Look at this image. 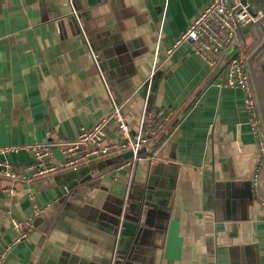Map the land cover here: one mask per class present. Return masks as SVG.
Wrapping results in <instances>:
<instances>
[{
  "label": "crops",
  "instance_id": "0c3cea01",
  "mask_svg": "<svg viewBox=\"0 0 264 264\" xmlns=\"http://www.w3.org/2000/svg\"><path fill=\"white\" fill-rule=\"evenodd\" d=\"M210 1L71 0L75 16L67 0H0V147L10 148L1 161L27 166L31 144H51L59 159L55 144L108 118L113 104L133 131L146 102L172 109L157 144L130 166L124 152L71 176L0 177V253L15 236L10 219L32 216L36 200L43 209L0 264L129 255L135 264H264V208L251 186L259 154L243 93L216 85L221 57L209 67L188 44L173 47ZM238 39L264 133V19ZM106 130L115 134L114 121Z\"/></svg>",
  "mask_w": 264,
  "mask_h": 264
},
{
  "label": "built area",
  "instance_id": "2783aa9c",
  "mask_svg": "<svg viewBox=\"0 0 264 264\" xmlns=\"http://www.w3.org/2000/svg\"><path fill=\"white\" fill-rule=\"evenodd\" d=\"M245 1L246 4H242L240 0H211L175 40L173 47L188 44L193 53L209 67H214L217 59L221 57L224 62V73L216 85L222 88H235L243 93L248 122L256 139L259 154L251 186L257 203L264 208V194L261 189V174L264 168V133L251 87L247 52L238 39L239 31L243 26L258 24L264 19V8L255 9L251 4L252 0ZM67 2L75 14L71 0ZM82 33L84 34L83 31ZM84 37H86L85 34ZM89 51L97 68L100 69L98 56L90 43ZM113 105V111L108 118L100 119L90 128H80L72 140L56 143L60 154L59 159L50 149L51 144H31L26 146V149L33 153L34 160L21 168L0 160V177L28 183L65 170L75 171L80 166L102 157L120 156L124 152H131L132 155L126 165H132L141 159L140 151L157 144L160 133L172 116V109L151 108L146 102L140 124L137 130L133 131L121 108L116 104ZM109 121L115 123L114 135H110L106 130ZM8 149L10 148L0 147V153ZM5 191L10 195L14 192L12 188H7ZM42 210L33 203L32 216L10 219L15 236L1 251L0 262L11 246L27 238L34 228L33 219L39 216Z\"/></svg>",
  "mask_w": 264,
  "mask_h": 264
},
{
  "label": "water",
  "instance_id": "95a60500",
  "mask_svg": "<svg viewBox=\"0 0 264 264\" xmlns=\"http://www.w3.org/2000/svg\"><path fill=\"white\" fill-rule=\"evenodd\" d=\"M241 1V3L242 4H246V1L245 0H240ZM139 153H141V151L139 152ZM131 152H126L124 155H123V157H127V156H130L131 157ZM262 191H263V194H264V174H263V178H262ZM121 212H122V210H121ZM118 260H119V263H117V264H135L134 262H133V259L131 258V256L129 255V256H126V257H124V256H120L119 258H118Z\"/></svg>",
  "mask_w": 264,
  "mask_h": 264
},
{
  "label": "rangeland",
  "instance_id": "374dc122",
  "mask_svg": "<svg viewBox=\"0 0 264 264\" xmlns=\"http://www.w3.org/2000/svg\"><path fill=\"white\" fill-rule=\"evenodd\" d=\"M252 2V1H251ZM77 172L76 171H68L67 172V176H71V175H75ZM36 203L40 206V204L38 203V201L36 200Z\"/></svg>",
  "mask_w": 264,
  "mask_h": 264
},
{
  "label": "trees",
  "instance_id": "16d2710c",
  "mask_svg": "<svg viewBox=\"0 0 264 264\" xmlns=\"http://www.w3.org/2000/svg\"><path fill=\"white\" fill-rule=\"evenodd\" d=\"M122 163H123V161H120V162H117V163H113L112 166H113V167H116V166H119V165L122 164Z\"/></svg>",
  "mask_w": 264,
  "mask_h": 264
}]
</instances>
